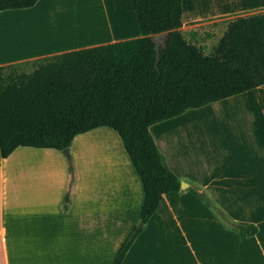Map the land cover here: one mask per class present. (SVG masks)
Instances as JSON below:
<instances>
[{
	"label": "crops",
	"instance_id": "0c3cea01",
	"mask_svg": "<svg viewBox=\"0 0 264 264\" xmlns=\"http://www.w3.org/2000/svg\"><path fill=\"white\" fill-rule=\"evenodd\" d=\"M55 1L64 2L27 20L60 22L97 5L103 32L73 44L15 52L0 57V65L142 35L133 0H39L32 7L0 11V20ZM262 11L264 0H183L182 30L203 47L197 40L206 30L225 29V21ZM150 132L182 181L206 191L230 219L255 224L258 232L243 236L231 229L190 186L163 196L122 264H264V84L190 108L153 124ZM70 152L76 184L67 211L69 172L62 152L22 145L0 160V264L114 263L138 221L142 179L112 127L76 135Z\"/></svg>",
	"mask_w": 264,
	"mask_h": 264
},
{
	"label": "trees",
	"instance_id": "16d2710c",
	"mask_svg": "<svg viewBox=\"0 0 264 264\" xmlns=\"http://www.w3.org/2000/svg\"><path fill=\"white\" fill-rule=\"evenodd\" d=\"M38 1L0 0V11L32 7ZM133 4L140 37L25 61L31 71L7 72L18 63L0 65L1 159L22 145L63 153L76 135L100 126L114 128L122 138L142 179L144 202L113 264H122L163 196L181 191L182 179L168 167L150 126L264 84V11L232 19L206 54L183 33V0H133ZM159 33L167 37L160 43L158 59ZM64 157L69 171L63 201L67 211L76 166L72 153ZM189 191L239 234L258 232L255 224L230 219L197 185Z\"/></svg>",
	"mask_w": 264,
	"mask_h": 264
},
{
	"label": "rangeland",
	"instance_id": "374dc122",
	"mask_svg": "<svg viewBox=\"0 0 264 264\" xmlns=\"http://www.w3.org/2000/svg\"><path fill=\"white\" fill-rule=\"evenodd\" d=\"M63 2L64 1H55L52 2V4H47L46 6L39 8L31 14L18 15L0 20V50H2L0 52V57L11 56V54H14L15 52L24 50H32L30 52H33L35 49L41 50L58 44L57 42H64L62 45L73 44L75 42H80L79 40L87 35H91L90 37H96L99 34V31L102 30L103 32V14L100 10V6L97 5L88 6L87 8H84L80 14L64 18L60 22H58V20H52L45 24H32L36 20H27L49 14L52 12L51 10L53 8ZM227 23L228 22L225 21V29H212L211 32L206 30L200 40H197V42L204 45L203 47H205L204 50L206 54L212 52L213 46L216 45L219 39L223 36ZM2 30L5 32H2ZM184 35L188 40V30L184 32ZM47 45L48 47H43ZM15 63H18V65L9 67L7 72L14 70L18 72L32 70V66L25 62H22L21 64H19L20 62Z\"/></svg>",
	"mask_w": 264,
	"mask_h": 264
},
{
	"label": "water",
	"instance_id": "95a60500",
	"mask_svg": "<svg viewBox=\"0 0 264 264\" xmlns=\"http://www.w3.org/2000/svg\"><path fill=\"white\" fill-rule=\"evenodd\" d=\"M167 37V34L165 33H159V34H156L155 35V41H156V50L158 51V54H157V58L159 59V46H160V43L161 41ZM65 154L69 155L70 154V148H65L64 151H63ZM1 151H0V159H1ZM191 186L190 183L186 182V181H182L181 182V189H187ZM143 225L142 222L139 223V227H141Z\"/></svg>",
	"mask_w": 264,
	"mask_h": 264
}]
</instances>
